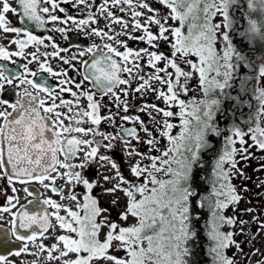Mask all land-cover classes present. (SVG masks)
I'll use <instances>...</instances> for the list:
<instances>
[{"label": "snow or ice", "instance_id": "1", "mask_svg": "<svg viewBox=\"0 0 264 264\" xmlns=\"http://www.w3.org/2000/svg\"><path fill=\"white\" fill-rule=\"evenodd\" d=\"M0 221V264H264V0H0Z\"/></svg>", "mask_w": 264, "mask_h": 264}, {"label": "flooded vegetation", "instance_id": "2", "mask_svg": "<svg viewBox=\"0 0 264 264\" xmlns=\"http://www.w3.org/2000/svg\"><path fill=\"white\" fill-rule=\"evenodd\" d=\"M37 31L39 32V31H41V30H37ZM21 196L23 197V196H24V194H23V193H21ZM29 199H30V197H29ZM21 202L23 203V202H24V200L22 199V200H21ZM4 223H5L4 221H0V229H2V228H3V225H4Z\"/></svg>", "mask_w": 264, "mask_h": 264}]
</instances>
